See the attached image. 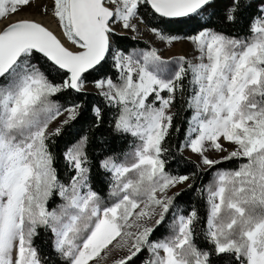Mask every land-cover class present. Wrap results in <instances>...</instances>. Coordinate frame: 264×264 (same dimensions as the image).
I'll list each match as a JSON object with an SVG mask.
<instances>
[{
	"label": "snow or ice",
	"instance_id": "obj_1",
	"mask_svg": "<svg viewBox=\"0 0 264 264\" xmlns=\"http://www.w3.org/2000/svg\"><path fill=\"white\" fill-rule=\"evenodd\" d=\"M31 4L0 0V20ZM214 6L215 0H51V15L72 47L35 20L0 29V264H50L37 244L42 232L63 264H101L113 249L123 252L114 264H135L144 252L141 264H264V0L259 7L251 0L223 5L219 23L243 22L242 35L212 24ZM148 13L193 26L186 37L151 29L167 44L186 39L191 59L169 61L155 48L127 52L114 44L117 26L136 33ZM109 61L115 76L106 73ZM92 74L114 110L110 128L133 138L130 152L99 161L114 198L107 205L90 181L89 135L62 153L73 173L67 181L53 150L54 138L82 109L55 98L84 92ZM178 93L189 113L180 151L196 154L201 168L233 164L200 190L203 218L195 207L180 209L182 190L173 191L194 177L167 169V140L180 131ZM92 112L99 127L105 109ZM57 196L63 202L52 207ZM165 225L170 234L160 238Z\"/></svg>",
	"mask_w": 264,
	"mask_h": 264
},
{
	"label": "trees",
	"instance_id": "obj_2",
	"mask_svg": "<svg viewBox=\"0 0 264 264\" xmlns=\"http://www.w3.org/2000/svg\"><path fill=\"white\" fill-rule=\"evenodd\" d=\"M261 0H251V3L260 6ZM228 0H215L214 10L218 13L217 16L211 17L212 24L216 27L222 28L226 33L232 35L243 34V22L236 25H222L219 23L218 16L223 14V5L227 4ZM213 9H210V13ZM251 11V10H250ZM247 16V13L245 14ZM143 22L150 28L158 27L161 30H166V34L175 35L178 37H186L192 34L191 25L182 24H169L167 22L161 23L158 18H153L151 13L144 15ZM204 22H207L205 20ZM129 38L116 36L115 41L121 50H128L129 48L141 47V43L138 41H129ZM106 73L109 76H115V69L109 64L106 67ZM98 77L95 74L88 75V82H95ZM59 82V80L57 81ZM55 99L64 106L70 103H79L82 105L81 115L72 124L65 127L63 134L60 137L54 138L56 143L53 146V150L57 153V168L58 174L62 181H67L72 175V170L68 167L66 161L62 158V153L65 147L69 143H74L80 135L88 134L90 142L88 145V156L91 163L90 181L94 190L98 191L102 197L104 204H108L111 199L110 196V181L109 177L99 168V161L107 155L116 154L121 155L128 153L133 149V138L121 137L114 133L110 128L109 124L112 118V112L114 110L108 109L104 103L103 97L89 92L76 93L73 90H69L65 93L60 94ZM184 101L180 98L179 93L177 94V100L175 103L174 111L177 113L175 118V126L180 129L179 132L172 131L170 137L167 140V146L170 150L169 162L167 169L173 174H188L194 177L190 181L192 187L185 188L181 191V195L176 198V204L180 209L184 211L191 210L195 207L201 214L202 218L206 214L207 204L204 196L200 195V190L204 189L213 180L217 169H226L232 167V162H224L219 164L214 169H202L198 167L197 163L186 157L180 151V145L183 144L184 136L187 131L186 118L189 116L187 111L182 110ZM100 106L105 109L104 122L99 127L95 126V117L92 112V108ZM59 198H54V201ZM61 203V199L59 198ZM111 204V203H110ZM171 217L168 219V224H171ZM203 226V225H202ZM158 233L162 235H169L170 229L167 225L158 230ZM48 235L42 232L41 238L37 240V244L42 249V253L46 261L50 264H63L59 256H57L51 248ZM147 258V253L144 252L140 257L135 259V264H141L142 260Z\"/></svg>",
	"mask_w": 264,
	"mask_h": 264
},
{
	"label": "rangeland",
	"instance_id": "obj_3",
	"mask_svg": "<svg viewBox=\"0 0 264 264\" xmlns=\"http://www.w3.org/2000/svg\"><path fill=\"white\" fill-rule=\"evenodd\" d=\"M44 7H47L49 9L47 14L42 13V9ZM35 20L38 22H41L45 26H47L50 30H52L56 35L60 36L62 38V42H64L67 46L72 47L68 42L66 41V38L62 34V30L60 29L57 21L52 17L51 15V0H32V4L28 7H25L22 11L9 16L8 18L0 20V29L4 28L6 25H8L11 22L17 21V20ZM138 26V32L134 33L128 30L120 29L119 26H117L118 34L113 37L114 44L116 46L117 43L115 41L116 36H122L129 38V41H138L141 43V47L138 48H129L128 50H125L127 52L132 51H140V50H150L152 48H155L157 52L161 55V57L165 60L173 61L175 59H178L180 56H186L187 58L191 59L193 54L192 45L190 42H188L186 39H179L175 41L172 44H167L165 42H162L157 38L153 32L151 31L152 28L148 27L144 22H137ZM109 64L111 65V61H109ZM96 82V81H95ZM95 82H88L85 80V91L89 93H95L99 94V90L95 87ZM162 95H166V93H163ZM60 120L63 119V117L59 118ZM57 122H53V125L51 127H55L57 125ZM227 146V145H226ZM182 153L188 157L193 159L197 164H199V157L191 153L190 150L184 149ZM216 156V154H213ZM226 155V153L221 154ZM218 158V157H217ZM206 170L207 168H202ZM190 181L186 182L184 185L178 186L176 189H173V191H181L188 187V184ZM114 200L113 197L108 201V204L112 203ZM63 201L61 200V203ZM59 202V198H57L54 202H52L51 206L56 207ZM116 242L114 241L113 244ZM113 246L110 245L109 248H112ZM103 255V253H102ZM123 255V252L119 249H113L110 255H108V258L106 261H101V264H114V261L116 259H119Z\"/></svg>",
	"mask_w": 264,
	"mask_h": 264
},
{
	"label": "bare ground",
	"instance_id": "obj_4",
	"mask_svg": "<svg viewBox=\"0 0 264 264\" xmlns=\"http://www.w3.org/2000/svg\"><path fill=\"white\" fill-rule=\"evenodd\" d=\"M58 36V35H57ZM61 40H62V38L60 37V36H58Z\"/></svg>",
	"mask_w": 264,
	"mask_h": 264
}]
</instances>
